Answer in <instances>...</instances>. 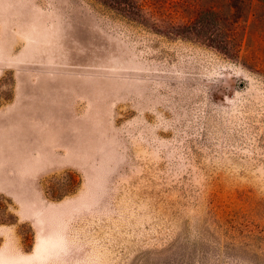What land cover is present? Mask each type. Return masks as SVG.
I'll return each mask as SVG.
<instances>
[{
    "label": "rangeland",
    "instance_id": "374dc122",
    "mask_svg": "<svg viewBox=\"0 0 264 264\" xmlns=\"http://www.w3.org/2000/svg\"><path fill=\"white\" fill-rule=\"evenodd\" d=\"M0 264H264V4L0 0Z\"/></svg>",
    "mask_w": 264,
    "mask_h": 264
},
{
    "label": "trees",
    "instance_id": "16d2710c",
    "mask_svg": "<svg viewBox=\"0 0 264 264\" xmlns=\"http://www.w3.org/2000/svg\"><path fill=\"white\" fill-rule=\"evenodd\" d=\"M251 2H253V1H257V2H259V3H262V4H264V0H250Z\"/></svg>",
    "mask_w": 264,
    "mask_h": 264
}]
</instances>
